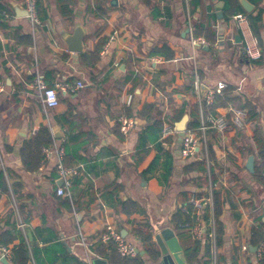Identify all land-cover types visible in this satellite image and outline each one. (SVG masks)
<instances>
[{"label": "crops", "instance_id": "1", "mask_svg": "<svg viewBox=\"0 0 264 264\" xmlns=\"http://www.w3.org/2000/svg\"><path fill=\"white\" fill-rule=\"evenodd\" d=\"M191 1L151 0L146 4L117 0L115 4L112 0H38L43 25L34 36L29 19L16 9L25 8L24 0H0L4 82L0 95V234L13 231L16 235L7 246L11 251V256L6 254L9 264H13V250L23 240L31 244L30 264L88 262L79 243V228L92 243L95 259L100 258L95 247L108 224L136 242L139 238L134 230L150 223L157 247V232L171 228L185 253L196 247L198 240L188 230L172 225L171 219L187 206L191 193L207 195V173L185 172L184 165L191 159L182 155L178 134L164 136L153 128L159 113L163 118L173 106L184 105L182 118L188 115V129L192 105L199 104L194 54L201 92L224 83L238 97L229 108L251 103L259 113L242 134L237 130L214 133L219 163L231 168L224 178L232 190L224 203L221 219L226 233L217 254L234 258L236 264H259L252 251H241V245L250 243L252 228L260 224L258 218L264 221V187L246 168L249 156L254 155L251 152L257 148L254 129L259 127L264 132V0H249L257 2L251 13L263 10L258 30L251 26V13H244L248 16V33L262 52L258 61L243 53L245 37L238 21L217 16L215 5L224 0H195L198 5L194 8ZM77 23L86 34L84 51L76 57L63 36L73 33ZM199 23L212 26L217 39L214 43L208 40L210 45L197 47L194 53L189 27ZM26 35H31V45L24 42L22 37ZM100 41L105 44L100 59L93 64L89 54ZM164 46L174 51L173 59L150 55ZM38 73L58 91L60 102L49 111V117L33 85ZM128 76L130 80L126 81ZM79 81L85 86L77 88ZM193 86L191 93L187 88ZM146 103L156 107L144 117L139 112ZM120 114L138 121L128 135L120 130ZM49 123L52 144H63L65 150L69 147L71 153H77L73 166L79 167V174L74 178L70 203L68 197L57 194L62 183L58 184L61 178L54 156L42 159L35 171H29L22 160L23 143ZM168 157L172 159L170 174L166 169ZM233 172L236 180L232 179ZM126 201H137L144 212L128 216L123 210ZM56 243L63 244L61 253L45 251ZM49 257L54 259L50 261ZM144 259L146 263L148 256ZM214 262V257L203 250L188 263ZM0 264H5L1 257Z\"/></svg>", "mask_w": 264, "mask_h": 264}, {"label": "trees", "instance_id": "2", "mask_svg": "<svg viewBox=\"0 0 264 264\" xmlns=\"http://www.w3.org/2000/svg\"><path fill=\"white\" fill-rule=\"evenodd\" d=\"M146 4H150L151 0H140ZM224 18L228 20L234 17L239 13H246V11L241 6L239 0H224ZM257 4V2H253ZM192 8L197 7L198 2L195 0L191 1ZM250 23L253 29L258 30L262 26L263 19V10H260L257 13L248 14ZM214 17V16H213ZM254 30V31H255ZM194 34L196 36H205L209 41H216V31L212 26H206L204 23H199L195 26ZM26 45H31L33 43L31 35H26L22 37ZM104 42L100 41L93 52H90L89 57L91 58V63L96 64L100 59V52L104 47ZM153 55H160L165 60H171L174 58L175 53L169 46H164L162 48L154 49L151 53ZM83 57L87 58L88 54H83ZM258 61V60H257ZM0 66V82L3 80V74L1 72ZM130 80L128 76L126 81ZM187 90L194 92V86L187 88ZM232 88L227 87L222 94H218L215 98V101L212 104L203 103L202 109H200L199 104H194L193 106V114L192 120L188 125L189 129L196 131L201 124V110L204 116L209 114L220 115L223 112H226L230 105H234V102L238 100V97L234 96L232 93ZM156 105L154 103H146L142 110L139 112L141 116L147 117L151 115L155 111ZM246 109L248 112V122L255 121L258 119L259 113L256 111V107L251 103H245L242 107ZM223 111V112H221ZM186 109L184 105L179 108L172 107V111L169 115L163 116L162 113L157 115V120L153 125V128L160 132L164 130V125L167 123L168 125L175 127V122L179 121ZM130 114V113H129ZM244 130H237L239 134H242ZM215 129H209L207 135L208 141V160L206 158L199 160H189L184 165V171L187 173L190 172H202V173H211V178L213 183H218L222 177L227 176L228 170L231 169L227 163L220 164L219 159L217 158V153L215 151ZM254 140L257 144V148L251 152L256 157L255 163V171L252 174L254 181L258 185H263L264 187V132L261 128L254 129ZM54 141L53 135L48 125H45L41 128L37 135L32 137L30 140L25 141L23 143L21 156L25 167L29 171H35L40 168L42 165L43 159V148L46 146L52 145ZM77 157V153H71L69 147H66V156H65V164L67 166H73V161ZM228 158L232 157L228 155ZM156 163V162H155ZM152 165L150 170H152ZM230 165V164H229ZM231 166V165H230ZM172 167V159L171 157L167 158L166 169L167 173L170 174ZM149 170V171H150ZM236 175L234 172L232 173V179L236 180ZM168 178V177H167ZM231 187L221 186L218 189L213 191V204L208 206L204 211V218L206 221H209L211 216L213 215L216 221V247L220 248L224 244L225 239V225L221 219L222 213L224 211V203L225 199H228L231 195L230 190ZM197 193V192H196ZM199 196H202V193H198ZM70 203L72 199H67ZM189 210L192 212L193 208L191 205L188 206ZM123 210L128 215L131 216L135 213H143L144 211L140 207V204L137 201H126L123 204ZM193 219L190 214L184 212L182 209L178 210L175 215H173L171 219V224L176 228L180 229V225L182 223L191 222ZM260 224L259 226H254L251 231V239L250 244L253 246H258L264 240V228L262 225L264 224L263 218H258ZM135 235L139 238L140 246L146 251V256L148 258H157L159 255V248L156 246L154 242V228L148 223L143 227H137L135 230ZM16 238V235L13 231H8L6 233L0 234V246H9ZM204 242V244H203ZM63 244L56 243L52 244L45 249V251L51 253H61L64 249ZM205 250L209 255L213 256L211 244L208 240L198 241L195 248L188 249L185 253L186 258L189 263H193L196 260L201 252ZM95 251L98 257L105 258L111 264H145V255L138 254L136 257H125L117 252L115 248V244L113 242L103 243L100 241L98 245L95 247ZM32 254H31V244L28 240H23L18 247L13 250V264H30L32 262ZM54 258L49 257V260L52 261ZM80 264H88L87 260H80ZM259 264H264V258L258 261ZM216 264H236L234 258L228 259L225 255H216Z\"/></svg>", "mask_w": 264, "mask_h": 264}, {"label": "built area", "instance_id": "3", "mask_svg": "<svg viewBox=\"0 0 264 264\" xmlns=\"http://www.w3.org/2000/svg\"><path fill=\"white\" fill-rule=\"evenodd\" d=\"M24 6L28 13V19L31 23L34 36L38 33L39 28L43 25L42 19L38 10V0H24ZM238 21L240 28L244 34L245 40L243 42V53L246 57L251 60H259L262 58L261 49L255 44L253 37L249 32L248 28V16L244 13H239L234 16ZM190 43L194 50L197 47L208 46L210 42L204 36H196L194 34V27L190 25ZM195 64V89L197 92L198 102L200 107L203 103L212 104L218 94H222L226 88L224 83H219L216 88L208 89L207 92L202 94L201 86L199 82L198 67L196 66L197 61L195 54L193 55ZM36 89L40 101L49 117V111L54 109L59 104L58 91L55 87L49 86L43 76L39 73L36 75L35 81L33 83ZM85 84L79 81L77 88L84 87ZM4 91V82H0V95ZM120 123V130L123 134L128 135L137 125L136 118L127 114H120L118 117ZM49 128L51 124H48ZM250 126L248 122V112L246 109L237 108L231 106L226 112L220 115L209 114L207 116L201 115V124L199 128L194 131L192 129H187L184 137L182 138L181 153L185 158H190L193 160H199L206 158L208 163V141L207 135L209 129H215L220 133H225L235 130H246ZM178 134L175 127L168 124L165 125L163 130L164 136L176 135ZM52 156L56 159V169L58 176L63 180L62 184L57 188V194L63 197H72V189L74 185V178L79 174V167L67 166L65 164L66 150L63 144H52L43 148V159L47 161ZM225 177V176H224ZM222 177L218 183H213L211 178V173H207V178L209 181L208 192L206 196H199L198 193H191L188 197L187 206L182 209L184 212L188 213L192 217L191 222L182 223L180 228L183 230H188L192 236L198 241L208 240L211 244L212 253L214 260L216 262L217 247H216V221L211 216L209 221L204 218V211L210 205L213 204V191L220 188L221 186L226 187L227 179ZM191 205L193 211L191 212L188 206ZM23 226V223H21ZM79 243L84 247L86 251V256L89 264H94V252L92 250V243L88 237L79 228L78 231ZM98 240L103 243L113 242L118 253L125 257H136L140 252L139 241H130L124 236L113 224H108L105 230L98 236ZM250 243H244L241 245V251L243 253H250ZM2 251L5 255L11 256V251L7 246H2ZM255 259L260 261L264 258V240L256 246V251L253 252ZM214 262V264H216Z\"/></svg>", "mask_w": 264, "mask_h": 264}, {"label": "water", "instance_id": "4", "mask_svg": "<svg viewBox=\"0 0 264 264\" xmlns=\"http://www.w3.org/2000/svg\"><path fill=\"white\" fill-rule=\"evenodd\" d=\"M113 3L116 4L117 0H112ZM241 6L247 13H251L255 6L253 3H251L249 0H239ZM225 6L224 1H219L215 5V9L217 11V16L219 18H223V8ZM20 6H17V11L20 12V16L24 17L26 16L28 18V13L25 8H21ZM189 29H186L185 33H188ZM86 34V29L82 26V24L77 23L75 30L73 33H65L63 38L66 41L68 45V50L73 52L74 55L77 57L79 53H82L84 51V36ZM237 38L240 40V35H237ZM208 90V87H206ZM206 91V90H205ZM204 89L202 90V93H205ZM140 120V119H138ZM189 117L188 115H185L180 121L176 123L175 129L178 133L179 140L181 141L182 138L185 135V132L187 130V124H188ZM138 122V121H137ZM139 125V124H138ZM56 137H58V134H55ZM246 168L251 172L254 173L255 171V157L254 155H250L247 163ZM63 180L61 179L58 184H61ZM29 236L31 238V233H29ZM155 240L159 247V255L157 258H148L147 262L145 264H189L185 255V251L182 248L180 241L178 237L175 235V232L171 228H164L160 229V231L157 232L155 235ZM250 249L252 252L256 251V246L250 245ZM140 254L145 255L146 251L144 249H140ZM0 257L1 261L5 264H9L5 253L0 251ZM94 264H108V262L104 259L97 258L94 259Z\"/></svg>", "mask_w": 264, "mask_h": 264}, {"label": "rangeland", "instance_id": "5", "mask_svg": "<svg viewBox=\"0 0 264 264\" xmlns=\"http://www.w3.org/2000/svg\"><path fill=\"white\" fill-rule=\"evenodd\" d=\"M264 97V95H262Z\"/></svg>", "mask_w": 264, "mask_h": 264}]
</instances>
